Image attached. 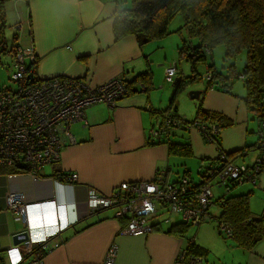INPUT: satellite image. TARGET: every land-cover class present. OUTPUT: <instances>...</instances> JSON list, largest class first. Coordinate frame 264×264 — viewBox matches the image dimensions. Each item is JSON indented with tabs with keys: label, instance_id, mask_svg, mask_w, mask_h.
I'll list each match as a JSON object with an SVG mask.
<instances>
[{
	"label": "crops",
	"instance_id": "crops-1",
	"mask_svg": "<svg viewBox=\"0 0 264 264\" xmlns=\"http://www.w3.org/2000/svg\"><path fill=\"white\" fill-rule=\"evenodd\" d=\"M9 1L13 2L12 12L11 15L3 12L5 23L21 21L25 27L20 34L11 28L10 38H15L25 52L35 55L33 73L37 77L77 76L90 86L113 76L129 79L146 68L150 72L152 67L157 68L156 54L166 58V51L170 49L168 39L162 36L142 44L130 33L114 39L111 24L115 11L125 5L121 0ZM1 10H4L3 4ZM178 44L176 41V47ZM173 62L169 60L165 66ZM175 65V76L181 75V67ZM154 74H159L158 69ZM149 76L150 86L154 76L151 73ZM147 89L130 91L111 106L102 102L85 106L83 119L70 124L75 142L64 144L58 159L43 164L34 177L26 172L0 171V264H12L22 253V244L12 243L13 233L28 228L30 235L37 236L43 227L50 226L59 229L49 237L50 242L57 240L58 245L43 253V264H101L111 242L116 244L113 264H188L187 255L179 258L187 238H193L204 250L191 264H264V236L252 247H243L233 237L220 232L213 222L212 226L202 224L203 221L193 224L195 234L189 235H178L160 225L142 235L123 234L119 231L122 220L113 216L112 208L89 212L85 202L89 188L106 194L121 181L150 179L161 168L166 169L167 180L180 173L189 175L186 167L175 171L176 175L170 174L165 144L148 143V129L160 122L163 112L173 110L172 106L168 107L173 86L167 105L160 110L152 105ZM173 105L175 108L174 102ZM202 107L223 113L210 105ZM156 111L160 112V119L154 123ZM223 115L230 122L233 119ZM188 129L177 130L169 139L187 141L190 148L192 142L195 156L200 158L199 177L195 182L202 179L205 166L214 158L218 146L238 163L247 166L253 163L254 153H250L249 147L256 144V139L247 135L248 123L243 125L240 135L220 128L215 140L208 142L212 146L199 143L196 134L190 140L183 136ZM247 156H250L248 160ZM71 172L76 175L73 180L68 179ZM239 184L238 190L234 188L236 184L227 195L249 193L252 215L264 218V170L255 183ZM7 189L21 192L25 224L6 208ZM212 205L214 208L210 211L218 215V203L215 201ZM6 252H11L13 257Z\"/></svg>",
	"mask_w": 264,
	"mask_h": 264
},
{
	"label": "built area",
	"instance_id": "built-area-1",
	"mask_svg": "<svg viewBox=\"0 0 264 264\" xmlns=\"http://www.w3.org/2000/svg\"><path fill=\"white\" fill-rule=\"evenodd\" d=\"M5 52L11 57L8 77L16 86L0 87V164H23L27 166L26 173L34 177L43 164L58 159L64 144L75 142L70 124L83 119V108L95 102L114 105L126 92L125 81L119 77H110L98 85L90 86L77 76L59 74L37 77L26 63L27 60H34L33 53L25 52L16 41L7 47L0 39V55ZM174 74V62L164 67L166 81H171ZM203 77L209 79L211 73L205 72ZM175 123L177 117L165 111L160 122L148 129V136L158 139ZM193 125L209 141L215 140L219 133L218 124L213 121L195 120ZM258 133V153L250 166L234 161L218 146L214 158L208 161L202 179L197 183H192L184 173L167 180L164 178L166 169L161 168L150 179L121 181L106 194L89 188L85 199L88 210L93 212L112 208L113 216L122 220L119 231L123 234L148 233L159 226L151 220L157 214L170 211L178 213L182 221L190 224L215 218L216 215L209 211V207L215 201L219 205L223 197L220 194L214 199L213 184L222 187L223 192H229L231 187L243 181H257L264 163V121L260 123ZM75 176L71 172L68 179L73 180ZM4 197L6 208L25 224V202L21 192L7 189ZM217 218L219 227L225 228L227 224L218 215ZM163 221L167 222L168 218H163ZM24 230L27 231V237L20 242L22 253L12 264H43V253L58 245L57 240L49 241L51 235L58 233V227H43L37 236L30 235L28 228ZM115 254L116 244L111 242L101 264H113ZM183 255L184 250L179 258ZM196 259L198 256L191 255L187 262L191 264Z\"/></svg>",
	"mask_w": 264,
	"mask_h": 264
},
{
	"label": "trees",
	"instance_id": "trees-1",
	"mask_svg": "<svg viewBox=\"0 0 264 264\" xmlns=\"http://www.w3.org/2000/svg\"><path fill=\"white\" fill-rule=\"evenodd\" d=\"M2 1L0 0V26L3 24ZM130 1V6H123L115 11L111 24L114 39L130 33L133 34L138 44H142L150 39L164 36L170 32L168 28L170 17L179 12L182 16L181 27L188 36L196 37L197 40L195 44H190L184 36H181V43L178 46V53L188 60L192 73L186 77L176 75L175 82L172 83L173 91L168 107L172 106L173 110L170 113L177 117V123L173 125L174 127L167 129L158 139L148 136V143H164L168 154H189L191 153L189 143L169 139L170 134L179 129L188 128L185 125L194 127L193 121L195 120L216 122L219 131L222 126L230 123L223 113L210 111L201 106H197L195 115L191 119L179 117L174 112L175 93L183 80H192L196 76L204 78L203 74L210 72L211 78L204 79L211 85L213 84V77L216 73L211 67L200 76L196 73V65L200 60H207L205 56L210 53L211 47L217 42L224 44L227 57H232L240 48L246 49L244 65L238 75L243 80L246 89L245 102L256 114L259 123L264 121V0ZM149 74L150 70L146 68L129 79L119 76L125 81V94L130 91L146 90L149 86ZM215 85L217 88L225 86L226 90L230 88V84H227L225 80ZM203 139L207 140L204 137ZM26 168L27 166L20 163L0 164V171L9 173L26 172ZM262 170H264V163ZM218 217L227 224L225 228L219 227L218 230L233 237L240 246L252 247L264 236V218L252 215L247 192L225 196L223 202L219 204ZM211 219L207 218L202 221ZM189 225L190 223L185 221L175 222L167 231L184 235ZM183 250L187 259L191 255L204 253V250L193 242V238L186 239Z\"/></svg>",
	"mask_w": 264,
	"mask_h": 264
},
{
	"label": "rangeland",
	"instance_id": "rangeland-1",
	"mask_svg": "<svg viewBox=\"0 0 264 264\" xmlns=\"http://www.w3.org/2000/svg\"><path fill=\"white\" fill-rule=\"evenodd\" d=\"M125 5L123 6H130L131 1L130 0H121ZM4 10L3 12L6 14L11 15L12 12V1L9 0H3L2 1ZM13 14V13H12ZM18 20V19H17ZM6 18L3 14V24L0 26V39L4 42L5 46H10L14 39L10 38L12 35V30H15V33L19 34L22 30H25V27L22 26L21 21H18L20 23V26H22L21 30L20 27L15 29L12 24H7ZM182 24V16L179 12L174 13L168 22V28L170 32H168L166 35L162 36L168 39L170 49L166 51V58H163V54L157 53V59L156 64H158L157 68L152 67V71L150 72L154 78L152 81V84L148 87L147 93L149 95V99L152 102V105L158 110L165 107L167 105V102L169 100L170 92H171V82L176 77L173 75L171 81H166L164 79L163 71L165 64L169 62V60H175V63L181 67L180 74L183 77H186L188 74L192 73V70L190 69V64L187 59H185L183 56H181L178 53V46L181 43V36H184L190 44H195L197 42L196 37L188 36L184 30L183 27H181ZM178 41V45L176 47L175 43ZM19 43V42H18ZM246 56V49L240 48L232 57H227L225 55V47L224 44L221 42L215 43L211 47L210 53L205 56L207 60H200L196 65V73L198 75H202L207 68L211 67V69L216 73V75L213 77V84L211 85L207 81H205L204 78L196 76L192 80H183L179 89L175 93L174 97V103H175V110L174 111L177 115L181 116L185 119H191L193 117V114L197 108V106H207L210 105L211 108L221 111L224 114L228 115L229 117L233 118L229 124H226L225 126L221 127L224 130H229L232 132L233 135H240V132L243 131V125L245 123H248V132L247 135H251L253 137V140H255L256 144L259 139V129L260 124L257 123L256 114L248 107L247 103L244 100V96L246 93L245 86L243 84V80L238 75L242 71L244 61ZM172 58V59H171ZM10 66H11V57L6 52L0 55V87H9V88H15L16 83L9 79V73H10ZM159 67V68H158ZM163 67V69H162ZM159 74H154L155 71H157ZM162 71V72H161ZM162 73V74H161ZM223 80L226 81L227 84H230V90H226L225 86L222 88H217V85L215 83L220 84ZM162 81V83H161ZM190 90H199V95L197 98H190L189 97V91ZM103 103V102H102ZM105 104V103H104ZM172 111V110H171ZM247 116V118H246ZM160 119V112L156 111L155 116L153 117V122L157 123V121ZM160 121V120H159ZM158 121V122H159ZM180 131V130H179ZM222 131V132H223ZM198 132L194 127H190L187 130L183 132V136H187L190 140L193 139V134H196V138L201 144H207L211 145V143H208L210 141H203L200 135L197 134ZM254 144L250 148V153H254L253 160L254 161L256 156V151H258L257 145ZM164 145V143L162 144ZM165 147V145H164ZM191 153L189 154H168L169 161L168 163L171 165V171L170 174L176 175L175 171H182L184 167L188 168L189 175L188 177L192 181H196L199 177L198 168L200 166V158L195 156L194 148L191 142ZM250 156H247L248 160ZM47 165V164H44ZM43 165V166H44ZM180 173L179 175H181ZM173 178V177H172ZM249 184V183H247ZM241 184H237L234 188L237 189V186ZM233 188V189H234ZM212 190H214L215 196L222 194L223 188L218 187L216 184L212 185ZM232 192V191H230ZM214 206L210 205V209H213ZM211 212V211H210ZM218 212V211H217ZM212 213V212H211ZM214 215L216 213H213ZM254 216V215H253ZM154 217V216H153ZM167 217L168 221L164 222L163 218ZM151 222H157L160 227H165L168 229L172 223L175 222H182L180 216L178 213H173L172 211L164 213V214H157ZM209 223L213 226L211 222L214 223V226L219 228V221L217 218V215L215 218H212L211 220H205L203 223ZM195 228L196 225L190 224L186 231L185 235H189L191 233L195 234ZM193 235V234H192ZM227 235V234H225ZM218 243V241H217ZM19 244V243H18ZM22 244V243H21ZM6 254L13 257L11 252H6ZM208 255V252H207Z\"/></svg>",
	"mask_w": 264,
	"mask_h": 264
},
{
	"label": "water",
	"instance_id": "water-1",
	"mask_svg": "<svg viewBox=\"0 0 264 264\" xmlns=\"http://www.w3.org/2000/svg\"><path fill=\"white\" fill-rule=\"evenodd\" d=\"M31 76V72L28 73V77ZM176 77L172 80L171 84L175 82ZM199 90H190L189 91V97L190 98H196L198 96ZM27 237V231L26 230H20L15 233H13L11 240L13 244H18L22 242Z\"/></svg>",
	"mask_w": 264,
	"mask_h": 264
},
{
	"label": "bare ground",
	"instance_id": "bare-ground-1",
	"mask_svg": "<svg viewBox=\"0 0 264 264\" xmlns=\"http://www.w3.org/2000/svg\"><path fill=\"white\" fill-rule=\"evenodd\" d=\"M16 24V25H15ZM15 24H13V27L15 28V29H17V28H19L20 27V23L18 22V23H15ZM35 60H36V57H35V55H34V60L33 61H29V60H27L26 61V63H27V65L28 66H31L32 68H31V72L33 71V66H34V62H35ZM175 64V63H174ZM175 72H176V65H175ZM228 194V192H223L222 191V197H223V199L225 198V196ZM52 248V247H51ZM50 248H48L47 250H49ZM46 250V251H47Z\"/></svg>",
	"mask_w": 264,
	"mask_h": 264
},
{
	"label": "clouds",
	"instance_id": "clouds-1",
	"mask_svg": "<svg viewBox=\"0 0 264 264\" xmlns=\"http://www.w3.org/2000/svg\"><path fill=\"white\" fill-rule=\"evenodd\" d=\"M175 75V74H174Z\"/></svg>",
	"mask_w": 264,
	"mask_h": 264
}]
</instances>
